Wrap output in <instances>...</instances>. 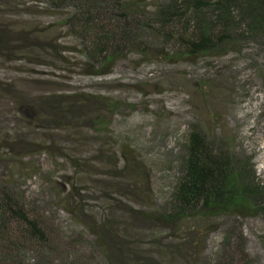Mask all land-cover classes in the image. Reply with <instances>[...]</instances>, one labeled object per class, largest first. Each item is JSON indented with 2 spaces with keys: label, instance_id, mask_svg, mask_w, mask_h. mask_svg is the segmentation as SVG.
<instances>
[{
  "label": "rangeland",
  "instance_id": "374dc122",
  "mask_svg": "<svg viewBox=\"0 0 264 264\" xmlns=\"http://www.w3.org/2000/svg\"><path fill=\"white\" fill-rule=\"evenodd\" d=\"M71 10L50 0H0V184L33 197L59 227L65 238L53 264L72 242L62 229L75 220V244L86 254L76 264L100 257L92 228L104 218L137 264H216L233 224L236 245L264 264V211L192 218L177 230L145 217L160 209L177 138L194 124L251 155L264 186V38L239 52L229 45L186 59L164 56L171 51L143 34L142 52L98 78L84 74L78 38L64 24Z\"/></svg>",
  "mask_w": 264,
  "mask_h": 264
},
{
  "label": "trees",
  "instance_id": "16d2710c",
  "mask_svg": "<svg viewBox=\"0 0 264 264\" xmlns=\"http://www.w3.org/2000/svg\"><path fill=\"white\" fill-rule=\"evenodd\" d=\"M50 1L72 8L64 16V24L78 38L77 51L86 65L84 74L92 77L105 76L131 51L142 52L140 45H148L143 34L161 48L159 51H171L164 56L186 59L223 54L229 45L239 52L245 41L264 38V0H152L150 4L146 0ZM177 147V166L170 186L160 190V209L149 212L146 218L177 230L192 218H236L264 211V186L256 180L251 155L236 153L229 141L210 137L197 124L177 138ZM35 207L36 200L16 185L0 184V264H31L37 259L31 252L39 255L37 264H53L52 252L65 237H60L55 221ZM78 222L62 229L72 242L67 243L62 257L56 256V264H76L86 255L75 244L81 234L75 227ZM236 226L238 229L233 224L232 232L224 237L216 264H253L245 247L234 242L236 232L240 234ZM92 230L100 257L91 264H137L136 255L130 258L123 251L127 244L108 219Z\"/></svg>",
  "mask_w": 264,
  "mask_h": 264
}]
</instances>
